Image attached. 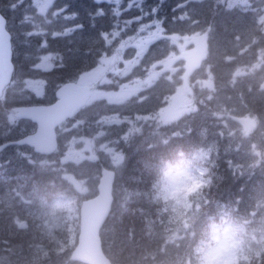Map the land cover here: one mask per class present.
<instances>
[{
    "label": "trees",
    "instance_id": "obj_1",
    "mask_svg": "<svg viewBox=\"0 0 264 264\" xmlns=\"http://www.w3.org/2000/svg\"><path fill=\"white\" fill-rule=\"evenodd\" d=\"M14 1L0 0V10L7 17L8 28L12 32L15 63L13 79L0 98V124L4 118L1 113L8 108L51 102L58 85L77 80L81 73L96 67L103 55L114 50L117 42L115 40L109 44L103 32L118 27L131 14L127 0H120V6H114L115 0H54L48 16L40 19L42 34H35L31 19L22 20L20 25L14 24L11 11ZM25 1L16 6L15 12L23 15L22 8L27 6ZM154 4L156 9L153 10ZM63 5L67 8L57 12ZM145 5L152 23L163 17V30L157 43L170 42L174 34L190 36L210 28V49L204 66L211 71L213 86L211 89L196 86L194 103L199 111L184 113L171 124L155 129L160 138L152 143L156 147L149 148L146 142L138 145L133 142L118 144L123 148L125 157L114 183L112 210L101 229L104 251L113 264H174L188 246L189 242L184 240L179 242V248L168 245L161 250L163 240L159 226L153 225L156 206L145 196L134 197L126 213H122L120 208L122 188L147 192L160 160L175 158L180 149L188 151L197 145L211 148L207 165L211 184L204 191L203 207L195 222L197 231L208 223L209 217L216 218L233 206L238 207L240 213H246L256 199L264 197V30L260 23L264 15V0H247L232 6H228L225 0H146ZM66 13H74L73 18L65 16ZM125 27L128 33L134 31L139 34L141 30L129 24H125ZM168 49L164 47L160 52L150 51L154 58H158L169 56ZM38 50L59 52L62 57L52 68L39 71L33 59V52ZM150 51L148 54H151ZM256 61L261 63L253 70L236 74L238 67L249 66ZM141 66L138 65L114 82H102L101 79L98 88L103 91L117 89L120 81L142 71ZM202 70L201 67L198 72ZM38 74L46 80V89L52 93L51 100H31L18 91L19 79L24 75ZM181 74L178 68L171 80L175 90L179 84H183ZM104 75L115 76L109 71ZM168 81L170 79L161 76L157 83L142 90L139 93L144 96L142 101L137 96L110 105L104 98L92 100L70 119L74 121V124L70 123V128L87 136L93 135L98 129L97 119L104 114L105 106L115 107L119 115L153 111L158 105L157 98L168 89L158 88ZM94 109L98 111L97 115L89 113ZM82 114L84 119L81 118ZM246 114L254 116L256 122L249 128L251 132L245 139V146L250 147L254 142L262 151V156L255 160L257 162L241 164L245 166L242 169L236 159L242 157L244 162L248 154L236 147L242 138V123L234 120L233 116ZM79 121L83 123L78 124ZM29 123V127L35 126L30 120ZM173 133L178 135L173 136ZM165 139L168 140L166 145L161 143ZM104 154L100 151L97 158L91 161L101 167L107 165L103 160ZM69 192L72 189L59 168H47L22 156L12 157L0 165V255L5 257L0 261L6 264H86L70 257L77 241L81 198L74 200V194ZM61 197L70 199L67 224L70 229L66 226L64 231L58 233L60 243L53 245L42 236L38 226L39 214L52 200ZM150 228L155 230L146 235ZM228 264L239 262L230 259ZM252 264H264V254L258 259L254 258Z\"/></svg>",
    "mask_w": 264,
    "mask_h": 264
},
{
    "label": "rangeland",
    "instance_id": "obj_2",
    "mask_svg": "<svg viewBox=\"0 0 264 264\" xmlns=\"http://www.w3.org/2000/svg\"><path fill=\"white\" fill-rule=\"evenodd\" d=\"M115 1L116 4L114 6H120L123 0ZM145 1L146 0H127L130 7V18H126L124 21L120 22L118 27L116 26L108 30V32H103V35L109 44H112L115 40L117 41L114 50L109 54L103 55L96 67L84 71L77 79L78 82L81 83H95L102 75V82H114L119 80V77H125L126 74L132 72L138 65H142V71L127 80L125 79L126 81H120L117 89L103 91L98 88L90 98L89 103H91L92 100L104 98L107 105H110L112 103L126 101L132 96H137L138 100L142 101L144 96L139 94L142 90L154 85L156 80L163 75L171 78L172 74L182 66V63L179 64L177 62V58L180 50L182 49V43L187 35L174 34L173 37L170 38V42L163 41L162 43H157L163 30V17L161 16L157 18V20L152 23L151 27L143 28L150 21V15L147 10V5H145ZM246 1L247 0H225L228 6H232L237 3H245ZM21 2H24V0H15L11 5L14 24L20 25L22 20L25 21L26 19H31L34 24L32 32L35 34H42V24L40 19L48 16L49 7L53 4L54 0H26L25 2L27 3V6L22 8V11L24 12L23 15H20L19 12H15L16 6ZM65 8H67L66 5H63L57 12H61ZM138 9L140 10L139 12L137 11ZM152 9H156V4L152 6ZM65 16L73 18L74 13H66ZM260 23L264 30V15L262 16ZM125 24L136 26L142 30L139 34L134 31H132V33H128ZM134 35L135 37H133ZM120 45H123L122 50L120 51L115 64L111 65L114 60L113 55L118 50ZM164 47L169 48V56L154 58L152 52H160ZM149 51L151 54H148ZM125 54L130 56L126 57ZM61 57L62 53L59 52L47 50L42 52L38 50L35 53L33 52V59L36 62L34 66L38 67L39 71H42V68H52L58 62L57 60L61 59ZM260 63L256 61L249 66H240L237 68L236 74H243L251 71ZM202 69V72H198L195 77L189 81L188 88L186 90V92L188 91L187 94L180 92V90L183 89V84H179L176 90L179 89L180 93L175 90L173 93L162 96L165 104L162 105L163 103L160 101L157 107H154L153 111L145 113L135 112L133 115H119L116 113L115 107L105 106L104 114L99 116L97 119L98 129H96L93 135L89 137L91 142L90 145L94 148L93 152L98 154L102 151L105 153L103 155V160L107 163L105 166L114 168L118 176L122 161L125 157L123 148L118 146L119 143L123 142L126 144L133 142L138 145L146 142L152 144L156 141V139H160L158 134L155 133V129H160L163 126L168 125L166 124V121L162 120L160 112L170 106L173 96L177 94H184L180 102L187 106L183 110L184 113L190 112L193 104H195L196 86H199L202 89H204V87L211 89L213 86V77L210 69L206 65ZM107 71L114 74V77L117 78L110 75H103ZM180 76L182 78V74ZM46 86V80L39 74L36 76L24 75V77L19 79L18 91L31 100H37L39 98L51 100L52 93L47 91ZM35 103L40 102L28 104ZM25 105L27 104L13 106L1 113L4 118L1 121L2 124H0V143L34 130L35 126L29 127V120L15 116V111ZM137 106L139 105L137 104ZM97 112L98 111L94 109L90 110L89 113L97 115ZM246 116L252 117L255 120L254 116L249 114H246ZM81 118H85L83 114ZM70 123L74 124V121L68 120L67 123L62 124L58 128L60 133V146L56 152L50 155L40 154L27 146H12V148L4 153L3 151L0 153V165L8 162L12 157L22 156L29 161L36 162L42 166H47V168L56 167L61 169L62 177L65 179L67 185H69L72 189L71 193L74 194V200H77L79 197L81 198V207V203L84 198L92 197L97 193L101 165L95 164L91 161L92 159L89 157V153L87 151V139L83 137L84 134H82L79 130H71ZM241 127L240 136L242 138L236 147L246 151L245 154L248 155L247 160L244 162L242 161V157L238 160L236 159V161L238 166L245 169V166L243 165H245L246 162H257L255 160H259L262 156V151L257 148V145L254 142H252L250 147L245 146V139L249 132H251V129L247 128L243 124H241ZM235 129L236 128L233 129V133L235 132ZM249 150L252 151L250 152ZM44 210L46 209H42V212ZM67 227L70 229L69 225ZM0 258L5 259L3 254L0 255ZM15 258L16 257H14V259ZM229 261L230 259L224 260L223 264H228ZM0 264H6V262L0 261Z\"/></svg>",
    "mask_w": 264,
    "mask_h": 264
},
{
    "label": "clouds",
    "instance_id": "obj_3",
    "mask_svg": "<svg viewBox=\"0 0 264 264\" xmlns=\"http://www.w3.org/2000/svg\"><path fill=\"white\" fill-rule=\"evenodd\" d=\"M196 111L199 108L193 104L191 112ZM213 115L220 116L221 113ZM161 143L166 145L168 140ZM156 146L148 145L149 148ZM210 155V147L197 145L188 151L178 150L175 158H162L147 192L122 188L120 208L122 213L128 212L134 197L141 195L156 206L153 225L159 226L163 240L161 250L168 245L179 248L180 241L189 242L174 264H223L227 259L252 264L254 258L264 254V197L256 199L246 213H240L238 207L233 206L216 218L209 217L208 223L199 231L195 228L197 215L203 207L204 191L211 184L207 166ZM239 199L237 197V201ZM70 209V199L61 197L52 200L40 214L38 226L50 244L60 243L58 233L66 229ZM154 230L150 228L146 235Z\"/></svg>",
    "mask_w": 264,
    "mask_h": 264
},
{
    "label": "water",
    "instance_id": "obj_4",
    "mask_svg": "<svg viewBox=\"0 0 264 264\" xmlns=\"http://www.w3.org/2000/svg\"><path fill=\"white\" fill-rule=\"evenodd\" d=\"M208 31L193 35L184 43V49L179 55L183 59L184 88L189 77L208 58L210 46ZM14 70L12 34L7 28V18L0 10V98L10 84ZM94 87L93 84L79 83L75 80L66 81L56 88V99L51 103L29 104L18 109L15 115L30 119L36 124V128L18 139L0 144V151L10 144L17 143L32 146L38 153H53L58 147L56 127L87 103ZM180 96L181 94H178L172 98L171 106L162 112L164 118L176 120L181 117L182 111L175 105ZM233 119L247 128L255 125L254 119L249 116L234 115ZM91 156L94 154L91 153ZM115 178V169L102 167L97 193L82 200L79 232L70 255L71 259L86 264H113L104 251L101 229L112 210Z\"/></svg>",
    "mask_w": 264,
    "mask_h": 264
},
{
    "label": "flooded vegetation",
    "instance_id": "obj_5",
    "mask_svg": "<svg viewBox=\"0 0 264 264\" xmlns=\"http://www.w3.org/2000/svg\"><path fill=\"white\" fill-rule=\"evenodd\" d=\"M149 26L147 27V28H149V27H151V25H152V22L151 21H149ZM147 24V25H148ZM146 28V29H147ZM122 47H123V45H122ZM122 47L120 46L119 47V49L114 53V55H113V62L111 63V65H114L115 64V62H116V59H117V57H118V55H119V53H120V51L122 50ZM177 49V48H176ZM175 51V50H174ZM177 62H180V63H182L183 61L178 57L177 58ZM180 68V71H181V73L183 74V65L181 66V67H179ZM200 70V69H199ZM198 73V71H196V73H195V75ZM173 75H174V73L172 74V77L171 78H168V79H170V81H168L166 84H163L162 86H160L158 89H160V88H168L167 89V91L166 92H164L161 96H159L158 98H157V100H156V104H158L160 101L163 103L162 105H164L165 104V102H164V100H163V98H162V96H164V95H168V94H170V93H173L174 91H175V89H174V87H173V85H172V82H171V80H172V78H173ZM195 75H194V77H195ZM163 76H165L166 77V75H163ZM160 78V77H159ZM158 78V79H159ZM156 83H157V80H156ZM187 88H188V86H187ZM187 88H186V90H187ZM186 90L184 91V89H182V90H180V92H184V94H187L188 93V91L186 92ZM176 91H178V93H180L179 92V89L178 90H176ZM168 92V93H167ZM183 94V95H184ZM183 95H181V97L177 100V102H176V106L178 107V109L179 110H181L183 113H184V109L187 107L185 104H183L182 102H180L181 100H182V97H183ZM173 98V97H172ZM171 102H172V99H171ZM171 105V104H170ZM157 107V106H156ZM170 107V106H169ZM169 107H167V108H165V109H163V110H161V115H162V112H164L165 110H167ZM162 120L163 121H166V124H171L173 121L172 120H169V119H166V118H164L163 119V117H162ZM81 123H83V121H79L78 122V124H81ZM20 136H18V137H16V138H11V139H9V140H15V139H17V138H19ZM83 137H85L86 139H87V151H88V153H90V150H89V146H88V141H90L89 140V137L90 136H87V135H83ZM9 140H7V141H9ZM6 142V141H5ZM2 143H4V142H2ZM2 143H0V144H2ZM91 143V142H90ZM90 143H89V145H90ZM12 146H27V147H30L29 145H26V144H23V145H21V144H17V143H14V144H10V145H8L7 147H5L3 150H1L0 151V153L3 151V153L5 152V151H7V150H9L10 148H12ZM31 148V147H30ZM90 148H91V150L92 151H94V148H92L91 147V145H90ZM14 149V148H13ZM95 154H97V153H95Z\"/></svg>",
    "mask_w": 264,
    "mask_h": 264
}]
</instances>
